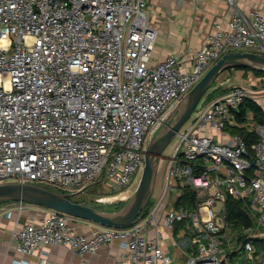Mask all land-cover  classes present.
<instances>
[{
    "label": "built area",
    "instance_id": "2783aa9c",
    "mask_svg": "<svg viewBox=\"0 0 264 264\" xmlns=\"http://www.w3.org/2000/svg\"><path fill=\"white\" fill-rule=\"evenodd\" d=\"M148 1L0 0V185L77 196L108 181L113 194L96 202H125L150 142L210 68L230 52L264 55V15L227 0L231 17L215 24L190 68L179 55L153 62L158 31ZM217 82L223 95L197 107L176 134L164 194L142 219L87 236L73 217L41 207L16 234L17 251L28 258L62 246L83 257L118 240L124 251L116 264H179L162 244L181 226L183 264H264V246L256 245L264 244V125L242 114L254 85ZM235 129L257 140L249 144ZM184 189L193 206L178 205ZM230 197L244 203L252 225L228 219Z\"/></svg>",
    "mask_w": 264,
    "mask_h": 264
},
{
    "label": "crops",
    "instance_id": "0c3cea01",
    "mask_svg": "<svg viewBox=\"0 0 264 264\" xmlns=\"http://www.w3.org/2000/svg\"><path fill=\"white\" fill-rule=\"evenodd\" d=\"M238 4L246 13L264 15V0H238ZM147 8L150 24L158 31L152 54L153 62L179 55L189 68L196 52L214 32L215 24L220 21L226 23L231 17L227 0H149ZM225 72L233 79V84L254 85V102L264 109V74L258 75L253 70L240 68ZM96 184L98 183L89 185L88 189ZM84 202L86 201L81 203ZM18 203H0V264H39L43 258L49 264H116L121 259L124 250L118 240L101 247L95 254L83 257L62 246L44 247L35 251L31 257H23L17 251L16 234L27 222L38 220L43 213L41 207L31 204L20 211ZM71 225L87 236H91L101 227L74 217ZM180 228L181 226L177 228L172 238L169 231H166V236L170 239L164 240L162 246L173 256L175 263L183 264L187 260V250L179 243ZM24 258L28 263L23 262Z\"/></svg>",
    "mask_w": 264,
    "mask_h": 264
},
{
    "label": "water",
    "instance_id": "95a60500",
    "mask_svg": "<svg viewBox=\"0 0 264 264\" xmlns=\"http://www.w3.org/2000/svg\"><path fill=\"white\" fill-rule=\"evenodd\" d=\"M264 71V55L235 51L219 59L180 101L166 124L149 144L141 180L125 206L116 212H106L73 201L74 194L58 193L31 183L10 182L0 185V203L17 201L55 210L71 217L92 222L105 228L122 229L142 219L154 194L160 161L176 134L195 113L204 96L218 78L230 69Z\"/></svg>",
    "mask_w": 264,
    "mask_h": 264
},
{
    "label": "rangeland",
    "instance_id": "374dc122",
    "mask_svg": "<svg viewBox=\"0 0 264 264\" xmlns=\"http://www.w3.org/2000/svg\"><path fill=\"white\" fill-rule=\"evenodd\" d=\"M229 75L227 73H223L219 78L220 80H225L228 78ZM218 88V82H215L212 86V88L208 91V93L204 96L202 99L201 103L198 106V109L203 107L205 105L206 97L212 93L214 90ZM197 115V112L193 114L192 118H195ZM177 144V139H174L172 143L169 145V147L165 150L163 157L160 161L159 165V171H158V176H157V182L154 190V194L151 199V203L155 202L156 203L162 198L164 191H165V176L167 174L168 168H169V155L173 151L174 147ZM139 179V176H137L136 181L134 183V187L137 185V181ZM113 194L111 184L108 181L98 183L89 189H87L86 192L81 193L77 196L72 197L73 200L78 201L79 203L86 201L88 205L93 206L97 209H100L102 211L106 212H116L119 211L121 208L125 206L126 202H121V203H111V204H98L96 202V199L99 197H104V196H111ZM132 194L130 195L131 198ZM129 198V199H130ZM128 199V200H129ZM151 205V204H150ZM168 208L173 205V197L170 198V201L167 202Z\"/></svg>",
    "mask_w": 264,
    "mask_h": 264
},
{
    "label": "trees",
    "instance_id": "16d2710c",
    "mask_svg": "<svg viewBox=\"0 0 264 264\" xmlns=\"http://www.w3.org/2000/svg\"><path fill=\"white\" fill-rule=\"evenodd\" d=\"M248 71V69H245ZM256 74L258 75H263L264 71H254ZM224 91H222L221 89H216L214 90L212 93H210L207 97H206V104L210 103L212 101H214L215 99H217L219 96L223 95ZM251 111L255 121L260 124V125H264V109L258 105L257 103H255L254 101H247V103L242 107V114H245L246 112ZM233 133L235 134H239L242 137H244L249 144L256 141L257 137L254 134H251L249 132H247V130L244 129H235L233 130ZM53 191L55 192H60L58 189H53ZM191 192L188 191V189H184L183 190V197L181 199V202H179V206L185 205L188 207L189 206H193V196H191ZM75 201V200H73ZM78 202V201H75ZM227 216L229 220H233V221H239L241 222L243 225L246 226H250L252 225V219L244 205V203L240 200L234 199L232 197H230L227 201ZM256 245L259 247L264 246V244H262L260 241L256 242Z\"/></svg>",
    "mask_w": 264,
    "mask_h": 264
},
{
    "label": "bare ground",
    "instance_id": "6f19581e",
    "mask_svg": "<svg viewBox=\"0 0 264 264\" xmlns=\"http://www.w3.org/2000/svg\"><path fill=\"white\" fill-rule=\"evenodd\" d=\"M122 197H124V195Z\"/></svg>",
    "mask_w": 264,
    "mask_h": 264
}]
</instances>
